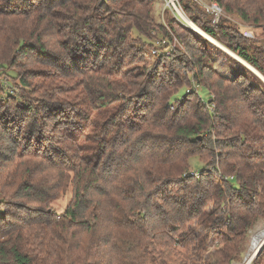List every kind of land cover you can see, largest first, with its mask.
Masks as SVG:
<instances>
[{"label":"trees","instance_id":"16d2710c","mask_svg":"<svg viewBox=\"0 0 264 264\" xmlns=\"http://www.w3.org/2000/svg\"><path fill=\"white\" fill-rule=\"evenodd\" d=\"M153 2L0 0V264L241 262L264 218V82L227 53L232 71L220 72L216 46L172 11L168 25L187 41L157 51L149 71L154 35L172 40ZM207 2L264 25V0ZM179 4L264 76L260 34L213 23L195 0ZM29 52L49 66L20 68ZM186 69L200 90L174 99ZM5 82L20 96L4 97ZM193 156L199 176L182 177ZM249 264H264V249Z\"/></svg>","mask_w":264,"mask_h":264},{"label":"rangeland","instance_id":"374dc122","mask_svg":"<svg viewBox=\"0 0 264 264\" xmlns=\"http://www.w3.org/2000/svg\"><path fill=\"white\" fill-rule=\"evenodd\" d=\"M204 2H207V0H202ZM172 2L175 3V5L179 8L180 12L182 13V15L189 19L185 13L183 12V10L181 9V6L179 4V0H154L153 2V7H152V16L156 22L157 25H163L165 26V30L167 29V31L169 32V34L172 36V40L166 41L164 39H161L163 36L162 34H158V35H154V39L153 41H151L152 46L151 47H147L148 49H146V56H145V64L147 66V68L149 66H151V68H148L149 71L152 70L153 65H156L159 61L156 60L155 55L153 53V46H155V48L157 49V54L159 53L160 55L164 54V55H169L170 53H172L174 51V49L180 48L183 49L184 48V40L181 41V38L179 37V35L181 36V34H183L185 40L187 41V32L185 31L184 28H178L175 25H172L173 27H175V29H171V26L168 25V21L170 20V18L172 17ZM172 11V13H171ZM174 15V13H173ZM174 17L177 19V17L174 15ZM228 19L230 20L233 24H235L237 26V28L240 31V28L243 27L245 25L244 22H242L239 17L236 14H229L227 12H225L224 16L220 19ZM179 22L180 20L177 19ZM190 20V19H189ZM183 25L185 26H189L186 22L181 21ZM249 26V25H248ZM264 25H262L259 28H253V33H254V38L257 35H261V30L262 27ZM190 27V26H189ZM256 29V30H255ZM174 30V31H173ZM262 37V35H261ZM254 38H250V39H254ZM263 41V39H262ZM254 45L260 46L261 44L259 42H255ZM215 46V45H214ZM153 47V48H152ZM151 48V49H150ZM217 48V49H215ZM213 47L210 52H211V59L214 63V66L220 71L223 72L225 74H230V72L232 71V62H230V60H228V58L226 56H228L223 50H221L218 47ZM38 55L36 52H29L26 56L23 57V60L21 61L24 65L23 67L20 66V68H26V67H30V68H36V67H45V66H49V65H44L43 62L41 61V63H38L36 61H38ZM158 61V62H157ZM52 68V67H51ZM160 70H162L161 68H159ZM19 70V69H17ZM165 70L163 71V74L165 73ZM4 71V70H2ZM11 74H14L13 72H11ZM183 77H184V83L185 85L180 87L179 90L177 91V93L174 96L175 98H180V100H182V98L186 95V93L188 91H193V92H197L200 90V87L198 86V84H196V82L191 78V75H189L187 73V69L183 72ZM0 78L2 80H4L5 76L0 75ZM6 83V82H5ZM4 90V93H3ZM15 92V93H14ZM22 92V89H20L18 87V85L16 84H10V83H6L3 84L2 87V94L5 97V94L8 96L10 94H16V96H20ZM201 93V92H200ZM1 94V96H3ZM202 97L207 100L208 99V95L206 93L202 92ZM180 100H175L173 102L170 103L169 107L171 109V111L175 110L176 107L178 106V102H180ZM175 108V109H174ZM178 108V107H177ZM203 167V162L200 161V159L196 156H193L192 158H190V163H189V170L193 169H200ZM215 172L217 173L216 175L213 176H218L219 170H215ZM225 175V174H224ZM223 175V176H224ZM230 176V175H227ZM217 178V177H216ZM70 195L71 192H67L64 196H61L59 199L55 200L54 204H53V208L57 211L60 212L61 210L64 209V207L67 205L69 199H70ZM212 203H209L208 205V210L211 209L210 205ZM3 206L6 207H10L11 204L6 203L3 204ZM195 230H200L198 227H196L195 225L192 226ZM264 232V218L259 219L254 226L249 230V236L248 239L246 241V245H245V250L242 254V260L239 263H235V264H242L246 254L249 251V246H250V242L251 239L256 237V234H258L259 232ZM255 236V237H254ZM253 237V238H252Z\"/></svg>","mask_w":264,"mask_h":264},{"label":"built area","instance_id":"2783aa9c","mask_svg":"<svg viewBox=\"0 0 264 264\" xmlns=\"http://www.w3.org/2000/svg\"><path fill=\"white\" fill-rule=\"evenodd\" d=\"M196 2H198L203 8L204 10L211 16L213 23H217L220 21V19L224 16L225 11L218 5L217 2H204L202 0H195ZM172 10L174 15L177 17V19H179L180 21H184L183 15L180 12L179 8L175 5L174 2H172ZM185 22V21H184ZM253 27H250L248 25H244L243 27L240 28V32L247 38H254V33H253ZM261 35H262V39H263V44H264V26L262 27L261 30ZM157 52V50H153V53L155 54ZM210 172L212 175H216L217 173L215 172V169H210ZM220 172V171H219ZM200 172L195 169H191V170H187L185 172H183L182 177H186V176H199ZM219 179H232V175L230 176H223L222 172L218 173V176H215Z\"/></svg>","mask_w":264,"mask_h":264},{"label":"water","instance_id":"95a60500","mask_svg":"<svg viewBox=\"0 0 264 264\" xmlns=\"http://www.w3.org/2000/svg\"><path fill=\"white\" fill-rule=\"evenodd\" d=\"M183 18H184V21L190 26V28H192L193 30L197 31L198 33H200L201 35H203L204 37H206L208 40H210L209 39V35L206 34L203 30H201L196 24H194L191 20L185 18L184 16H183ZM220 49L223 50L222 48H220ZM223 51L225 53L229 54L231 57H233L236 60H238L240 63H242L243 65H245L247 68H249L252 72H254L264 82V76L257 69H255L253 66H251L249 63H247L245 60H243L242 58H240L238 55H236L232 51H229V50L228 51L223 50ZM263 249H264V241L260 245V248L258 249V251L252 257L251 261L254 258H256L263 251Z\"/></svg>","mask_w":264,"mask_h":264},{"label":"bare ground","instance_id":"6f19581e","mask_svg":"<svg viewBox=\"0 0 264 264\" xmlns=\"http://www.w3.org/2000/svg\"><path fill=\"white\" fill-rule=\"evenodd\" d=\"M209 39H210L209 41L212 42L216 47L222 48L225 51L229 50L225 46H223L221 43H219L218 41L213 39L212 37L209 36ZM263 241H264V232H262V231L259 232L258 234H256L255 238L251 239L250 246H249V251L246 254L245 259H244L242 264H249V262L251 261L252 257L254 256V254L260 248V245L262 244Z\"/></svg>","mask_w":264,"mask_h":264},{"label":"crops","instance_id":"0c3cea01","mask_svg":"<svg viewBox=\"0 0 264 264\" xmlns=\"http://www.w3.org/2000/svg\"><path fill=\"white\" fill-rule=\"evenodd\" d=\"M256 30V29H255Z\"/></svg>","mask_w":264,"mask_h":264}]
</instances>
